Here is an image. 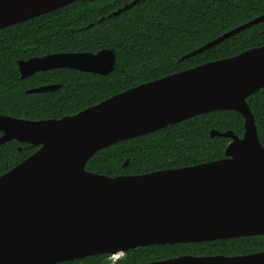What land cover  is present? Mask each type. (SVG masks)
<instances>
[{
	"label": "water",
	"instance_id": "water-1",
	"mask_svg": "<svg viewBox=\"0 0 264 264\" xmlns=\"http://www.w3.org/2000/svg\"><path fill=\"white\" fill-rule=\"evenodd\" d=\"M73 1L0 0V28ZM263 21L259 15L181 59ZM114 64V52L102 49L33 57L18 61V70L20 78L60 67L107 75ZM263 87L264 45L141 83L59 119L0 114V146L15 139L38 147L0 175V264H57L150 245L264 235V147L246 101ZM216 110H233L244 119L241 137L210 131L211 137L230 139L223 158L114 177L85 169L110 144ZM138 264H264V252Z\"/></svg>",
	"mask_w": 264,
	"mask_h": 264
},
{
	"label": "trees",
	"instance_id": "trees-1",
	"mask_svg": "<svg viewBox=\"0 0 264 264\" xmlns=\"http://www.w3.org/2000/svg\"><path fill=\"white\" fill-rule=\"evenodd\" d=\"M75 0L33 18L0 28V114L26 120L59 119L114 94L209 61L264 45V21L213 47L185 54L264 14V0ZM110 49L114 68L107 75L57 69L20 78L18 61L49 54L96 53ZM60 85L46 93L26 91ZM264 147V87L246 98ZM244 119L233 110L202 113L153 132L118 141L95 152L85 169L106 176L136 175L214 161L224 157L230 139L241 137ZM20 147V148H19ZM35 149L15 140L0 147V175ZM128 159L127 166H123ZM264 251V235L199 243L150 245L128 250L115 264H137L183 254L225 256ZM108 255L57 264H108Z\"/></svg>",
	"mask_w": 264,
	"mask_h": 264
},
{
	"label": "flooded vegetation",
	"instance_id": "flooded-vegetation-1",
	"mask_svg": "<svg viewBox=\"0 0 264 264\" xmlns=\"http://www.w3.org/2000/svg\"><path fill=\"white\" fill-rule=\"evenodd\" d=\"M40 57H42V56H40ZM33 58V57H32ZM57 69H70V70H75V71H80V70H77V69H72V68H53V69H48V70H42V71H37L36 73H34V74H37V73H39V72H47V71H50V70H57ZM80 72H84V71H80ZM90 73V72H89ZM33 74V75H34ZM95 74V73H94ZM30 76H32V75H30ZM27 77H29V76H27ZM48 85H55V86H57V88L56 89H58L59 88V86L60 85H56V84H48ZM44 86H47V85H44ZM38 87H40V86H38ZM35 88H37V87H35ZM32 89V88H31ZM55 89V90H56ZM54 91V90H53ZM48 92H52V91H48ZM42 93H46V92H42ZM34 94V93H33ZM93 106V105H92ZM35 121H37V120H35ZM2 135V132L0 131V136ZM11 140H15V139H11ZM11 140H9V141H11ZM9 141H7V142H9ZM15 141H17V140H15ZM17 142H19V141H17ZM19 143H21V144H23V143H25V144H28L29 145V147H31V148H34L35 150L33 151V152H35L37 149H38V147H33L31 144H29V143H26V142H19ZM5 144V143H4ZM2 146V145H1ZM0 146V147H1ZM20 148V147H19ZM32 152V153H33ZM31 153V154H32ZM30 154V155H31ZM28 157V156H27ZM26 157V158H27ZM261 236V235H260ZM250 237V236H249ZM224 240V239H223ZM214 241H217V240H214ZM207 242H212V241H207ZM197 243H199V242H197ZM138 248V247H137ZM136 249V248H135ZM130 250H132V249H130ZM128 251V250H127ZM127 251H124V252H117L116 254H117V259L115 260V262L117 261V260H119L120 258H122L123 257V255L127 252ZM264 252V251H263ZM108 256H109V254H107ZM183 255H192V256H213V255H193V254H183ZM214 255H221V254H214ZM180 256V255H179ZM115 262H114V264H115ZM138 264V263H137Z\"/></svg>",
	"mask_w": 264,
	"mask_h": 264
},
{
	"label": "built area",
	"instance_id": "built-area-1",
	"mask_svg": "<svg viewBox=\"0 0 264 264\" xmlns=\"http://www.w3.org/2000/svg\"><path fill=\"white\" fill-rule=\"evenodd\" d=\"M116 259H117V254L116 253L109 254L107 262H108V264H114Z\"/></svg>",
	"mask_w": 264,
	"mask_h": 264
}]
</instances>
